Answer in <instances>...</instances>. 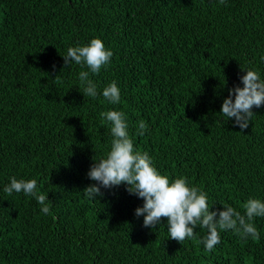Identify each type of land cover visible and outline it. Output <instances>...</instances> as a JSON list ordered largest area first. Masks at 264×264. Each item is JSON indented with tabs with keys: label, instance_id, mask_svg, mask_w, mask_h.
<instances>
[{
	"label": "trees",
	"instance_id": "obj_1",
	"mask_svg": "<svg viewBox=\"0 0 264 264\" xmlns=\"http://www.w3.org/2000/svg\"><path fill=\"white\" fill-rule=\"evenodd\" d=\"M92 38L113 53L89 72L95 98L80 84L87 67L63 60ZM242 69L264 80V0H0V264H264V217L259 240L221 231L209 252L199 226L181 244L166 218L144 227L143 200L123 184L95 200L83 192L113 139L101 113L118 110L134 147L206 192L210 210L264 201V105L243 131L220 113ZM113 81L118 104L102 95ZM11 177L36 179L49 214L5 193Z\"/></svg>",
	"mask_w": 264,
	"mask_h": 264
},
{
	"label": "clouds",
	"instance_id": "obj_2",
	"mask_svg": "<svg viewBox=\"0 0 264 264\" xmlns=\"http://www.w3.org/2000/svg\"><path fill=\"white\" fill-rule=\"evenodd\" d=\"M226 5V0H218ZM113 53L107 49L99 38H92L87 45L69 47L63 56L64 65L75 62L89 71H80L79 80L86 96L95 98L98 95L97 85L89 78V72L98 74L102 67L109 64ZM243 70V69H242ZM245 72L239 79L242 87L228 89L220 113L234 118V125L242 131L246 129L254 115L253 107L264 105V80L258 71ZM102 95L111 104L120 103V89L116 82H111L102 90ZM101 116L110 122L113 137L110 150L106 156L93 160L87 177L95 183L83 189L86 198L95 200L103 196L101 189H111L121 184L126 186L130 195L143 200L142 207H137L135 216H143V226L155 228L166 218L167 232L171 239L180 244L186 239H196L197 226L206 229V235L199 239L206 251H211L220 243V232L233 230L242 240L260 239V232L254 224L256 217H264V201L249 198L242 205L243 214L234 207L224 204L223 210H210L207 193L189 183L188 179L179 176L170 179L154 166L152 157L146 151L134 147L129 135L125 113L118 110L102 112ZM148 125L140 120L137 135H144ZM4 192L23 193L35 198L41 206V212L49 214L51 202L47 194L38 190L36 179L10 178Z\"/></svg>",
	"mask_w": 264,
	"mask_h": 264
}]
</instances>
